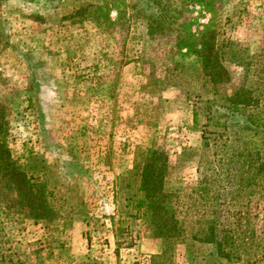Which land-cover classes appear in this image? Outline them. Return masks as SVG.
<instances>
[{"label": "rangeland", "instance_id": "1", "mask_svg": "<svg viewBox=\"0 0 264 264\" xmlns=\"http://www.w3.org/2000/svg\"><path fill=\"white\" fill-rule=\"evenodd\" d=\"M137 1L0 0L6 141L19 164L44 161L60 212L47 228L0 214L2 264H264V173L248 178L241 197L220 192L217 222L230 247L211 241L207 210L194 197L215 151L244 152L255 163L247 177L264 169V129L243 116L226 120L215 102L241 86L252 90L253 106L264 105V0H161L159 22L171 31L153 36L142 16L162 13ZM91 5L98 21L73 16ZM210 24L231 83L205 89L172 58L181 59L179 36L195 39ZM211 117L227 127L206 126ZM149 148L168 157L166 186L178 195L179 236L163 256L165 242L126 206L135 155Z\"/></svg>", "mask_w": 264, "mask_h": 264}, {"label": "trees", "instance_id": "2", "mask_svg": "<svg viewBox=\"0 0 264 264\" xmlns=\"http://www.w3.org/2000/svg\"><path fill=\"white\" fill-rule=\"evenodd\" d=\"M142 1L145 0L137 2L140 4ZM149 1L151 4H155L162 13V17L153 19L142 16L147 22L148 34L150 36L154 34L166 35L165 33L171 29L159 21L165 17L163 13L167 10L161 4V0ZM95 10L98 9L94 5L82 7L73 16L88 18L86 15L89 13L92 20L98 21V17L93 16L96 13ZM118 17L121 18L119 11H117ZM104 19L109 20V14L106 13ZM175 45L177 49L175 55L181 57L180 60L172 58L175 68L193 69L195 77L202 81L205 89L208 86L220 88L231 83V75L223 62L224 53L221 45L217 42V32L213 24L205 27L195 39H190V36L185 34L179 36ZM183 50L184 52H182ZM216 101L225 108L227 115L224 117L226 120L243 116L246 125L264 129V105L253 106L252 90H246L239 86L231 89L225 96L218 95ZM197 117L198 113L195 111L193 113L195 123ZM208 120L206 126L227 127L226 121L220 123L212 117ZM244 128L247 129V126ZM6 135L5 107L0 104V214L6 220L17 216L44 228L53 227L60 218V212L56 206V188L50 186L51 182L47 178V167L44 165V161L34 156L29 158L32 163L31 167L19 164L11 155ZM204 145L207 149L209 148L208 143ZM228 153L215 151L212 153L213 160L211 157L204 160L205 167L201 171L194 192L196 202L201 203L202 207L207 210L202 216L207 217L206 226L209 237L212 242H216L219 248H223L224 245L230 247L227 232L223 228H219L217 222L220 218V215H217V209L222 205V202L217 203L220 199V192L228 190V194L241 197L252 186L248 178L255 179L264 173L261 164L255 169L254 175L247 177V174L250 175L253 171L252 167L255 163L242 160L244 152H234L235 155L226 156L230 155ZM169 171V159L162 152L151 148L137 152L132 179L136 186L134 192L128 194L126 205L135 210L138 217L144 219L147 229L154 238L165 242L162 256L171 250L173 243L168 241L176 240L180 231L177 226L179 224V211L176 204L178 195L169 191L166 186ZM221 174L227 180L223 187L220 186L222 184L219 180ZM126 188L130 189L132 185L129 183ZM262 193L264 195V189H262ZM248 195H251V192ZM261 211L264 218V202ZM0 226H3V223H0ZM2 239L0 232V249ZM3 258L5 256L0 254V264L4 262Z\"/></svg>", "mask_w": 264, "mask_h": 264}]
</instances>
